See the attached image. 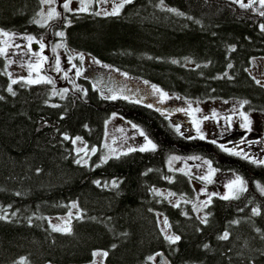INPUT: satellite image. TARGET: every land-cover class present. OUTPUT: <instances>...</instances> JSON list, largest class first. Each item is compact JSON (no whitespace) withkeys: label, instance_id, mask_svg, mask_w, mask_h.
<instances>
[{"label":"trees","instance_id":"1","mask_svg":"<svg viewBox=\"0 0 264 264\" xmlns=\"http://www.w3.org/2000/svg\"><path fill=\"white\" fill-rule=\"evenodd\" d=\"M41 5L0 0V31L53 41L63 31L69 48L162 91L239 100L243 113L264 114V86L249 72L251 60L264 57V15L251 7L242 13L224 0H132L118 14L97 15L60 6L67 22L40 25ZM8 59L0 52V264H86L95 252L104 264H156L161 253L171 264H264V193L256 187L264 186V164L187 138L155 107L105 97L86 79L63 97L48 80L13 83ZM114 113L141 127L151 144L106 159L101 143ZM77 137L98 148L87 163ZM194 157L238 173L249 188L198 203L191 174L169 166ZM155 189L182 199L172 202ZM71 204L80 213L68 231L55 230L49 217L66 215Z\"/></svg>","mask_w":264,"mask_h":264},{"label":"rangeland","instance_id":"2","mask_svg":"<svg viewBox=\"0 0 264 264\" xmlns=\"http://www.w3.org/2000/svg\"><path fill=\"white\" fill-rule=\"evenodd\" d=\"M224 1L231 3L242 13L248 7L257 13L255 15L260 16L264 13V7L260 5L259 0H243L247 7H241L239 0ZM65 2L66 0H53L51 3H46L41 0L42 5L38 12L40 22L37 23L49 25L52 23L48 22L49 20L59 19L61 13L58 8L63 7ZM126 3V0H71L69 8L72 11L69 12H88L93 9L96 13L107 15L117 9L119 13ZM64 11L68 10L64 9ZM61 32L63 31H56L54 34L56 40L53 41L47 37L48 35L40 40L32 35L19 39V36L5 35V32L0 31V52L9 58L8 73L12 81L36 83L48 80L52 83L53 95L63 97L68 90H71L70 88H78L79 79H86L91 81V84L105 97H122L155 107L176 129H179L181 135L187 138L212 142L228 153L247 155L258 163L264 160L263 113H243V103L239 100H191L162 91L151 83L102 64L88 53L69 48L63 40L64 33L63 36L59 35ZM28 37H32V40ZM34 43L39 49L34 50ZM41 44L44 45L43 48L40 47ZM186 61L188 64H193L190 60ZM249 72L257 83L264 86V57H254ZM239 133L240 136L235 138ZM248 134L250 135L246 138ZM74 141L80 159L85 163L98 150L97 147L89 149L80 139ZM148 146L149 139L142 128L122 114L114 113L106 121L101 143L106 159ZM169 166L174 171L191 174L194 186L201 193L197 201L201 204L213 195L235 198L249 188L244 177L236 172L216 169L207 159L197 160L194 157L185 162L184 159L174 158L169 161ZM256 187L260 191L264 188L259 183ZM242 188L244 190H241ZM155 191L175 203L182 199L180 195L168 189H155ZM79 213L77 204H71L66 215L52 216L48 220L55 230L68 231L71 219ZM159 224L166 234H170L168 219L162 214L159 215ZM103 256V253L95 252L92 261L86 264H104ZM155 262L158 264L157 261Z\"/></svg>","mask_w":264,"mask_h":264},{"label":"snow or ice","instance_id":"3","mask_svg":"<svg viewBox=\"0 0 264 264\" xmlns=\"http://www.w3.org/2000/svg\"><path fill=\"white\" fill-rule=\"evenodd\" d=\"M42 2H46V3H51L53 2V0H42ZM127 3H131L132 0H126ZM240 2V6L241 7H247V5H245L243 3V0H239ZM71 3V0H66V2L63 4V8L68 10V11H72V9L69 8V4ZM259 3L262 7H264V0H259ZM54 11V10H53ZM97 15H99V13H96ZM107 14H112V15H115V14H118V9L116 11H113L111 13H107ZM261 15H264V13H261ZM261 29L264 30V25H261ZM5 35H7V33H4ZM59 35L63 36V32L59 33ZM29 40H32V37H28ZM41 48L44 47L43 44L40 45ZM47 59V58H45ZM175 62V61H174ZM58 61H57V67H58ZM79 74V73H78ZM13 83H16V81H13ZM49 83H51V81H49ZM9 91L11 92L12 89L9 88ZM14 94V93H13ZM177 131H179V129H177ZM65 139H68L67 136H65ZM76 139H79V137H77ZM149 144H151V141H149ZM153 148H155V145H152ZM144 149L142 148L141 151H143ZM227 150V149H226ZM244 159H248V157L245 155L243 157ZM77 163H79V161H77ZM253 163H256V161H253ZM261 164H264V160H261L260 161ZM237 180L239 181V177H237ZM242 183V182H241ZM114 186L116 184V182L114 181L113 182ZM241 190H244L243 188ZM262 192H264V188L261 189ZM224 199H228V197H223ZM258 214V213H257ZM0 218H3V217H0ZM206 222V221H205ZM56 230H59V229H56ZM221 239H227L228 238V234L225 233L223 236L220 237ZM168 239L170 240V242L172 243H175L176 241H178L180 239V237L176 236V237H168Z\"/></svg>","mask_w":264,"mask_h":264},{"label":"water","instance_id":"4","mask_svg":"<svg viewBox=\"0 0 264 264\" xmlns=\"http://www.w3.org/2000/svg\"><path fill=\"white\" fill-rule=\"evenodd\" d=\"M157 261L159 264H171L170 260L164 253H161L157 256Z\"/></svg>","mask_w":264,"mask_h":264},{"label":"flooded vegetation","instance_id":"5","mask_svg":"<svg viewBox=\"0 0 264 264\" xmlns=\"http://www.w3.org/2000/svg\"><path fill=\"white\" fill-rule=\"evenodd\" d=\"M246 1V0H245ZM246 3V2H245ZM60 7V6H59ZM59 9V8H58ZM37 22H40L39 21V19L37 20ZM48 22H67V21H64L63 19H53V20H49ZM104 78H106V77H104ZM106 80H107V78H106ZM239 135H240V133L239 134H237L236 136H235V138H237V137H239ZM236 141V140H235Z\"/></svg>","mask_w":264,"mask_h":264}]
</instances>
